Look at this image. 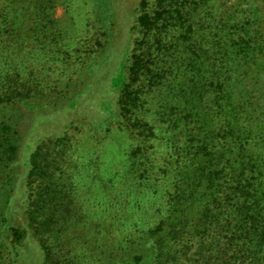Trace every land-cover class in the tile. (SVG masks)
Here are the masks:
<instances>
[{
	"label": "trees",
	"instance_id": "1",
	"mask_svg": "<svg viewBox=\"0 0 264 264\" xmlns=\"http://www.w3.org/2000/svg\"><path fill=\"white\" fill-rule=\"evenodd\" d=\"M53 12L0 0V264H264V0H137L111 111L91 123L114 124L127 154L85 184L68 131L30 119L77 113L108 33L67 45L90 37L52 95L12 55L56 39Z\"/></svg>",
	"mask_w": 264,
	"mask_h": 264
},
{
	"label": "rangeland",
	"instance_id": "2",
	"mask_svg": "<svg viewBox=\"0 0 264 264\" xmlns=\"http://www.w3.org/2000/svg\"><path fill=\"white\" fill-rule=\"evenodd\" d=\"M136 2L137 0H54L53 18L59 33L54 41L48 39L52 44H47L46 47H32L34 45L32 33L28 37V47H24L22 51L14 47L12 57L18 64L25 63V77L39 79L46 87V91L55 95L58 90L66 89L68 84L72 85L80 78L79 64L89 56L85 52L90 48L88 46L90 37L82 47H67V45L75 44L77 40L82 39L84 36L82 33L86 30H91V33L96 35L102 31L108 33V44L102 48V51L97 52L99 58L105 54L89 69L93 79L86 83L87 92L76 106L77 113L74 110L63 113V107H57L45 112H33L30 119V126L34 132L35 128L42 126L36 132L40 136H43L45 131L49 132L48 134L68 131V136L73 138V145L76 146L72 157L73 170L81 175L83 183L92 176L110 174L109 170L112 168L118 171L122 159L127 154L126 137L124 133L115 131L114 124L109 131L101 133L98 132L97 127L98 130L92 129L91 123L93 119L103 115L101 108L106 113L111 111L110 92L122 75V65L131 42L128 26ZM27 22L31 24V21ZM65 45L66 47H63ZM67 55H71L73 61L66 62ZM96 55L92 58H96ZM76 99L77 97L71 95L64 108L73 106ZM68 113L70 114L67 115ZM70 121L75 128L70 127ZM59 122L58 128L55 127ZM91 158L94 164L88 171L85 169V164ZM83 187L80 189L84 191L85 187Z\"/></svg>",
	"mask_w": 264,
	"mask_h": 264
}]
</instances>
